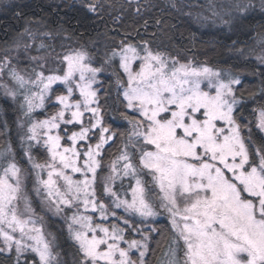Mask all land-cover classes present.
Instances as JSON below:
<instances>
[{
    "label": "snow or ice",
    "instance_id": "1",
    "mask_svg": "<svg viewBox=\"0 0 264 264\" xmlns=\"http://www.w3.org/2000/svg\"><path fill=\"white\" fill-rule=\"evenodd\" d=\"M85 6L93 13L103 7L94 0ZM133 6L139 15L140 5L127 0ZM195 6L226 25L255 8L253 0ZM260 7L264 12V0ZM50 36L25 28L0 51V94L18 108L27 164L5 140L0 257L9 264H68L33 207L31 178L41 206L64 222L71 264H264V82L245 99L238 77L181 62L127 32L118 43L110 38L96 67L95 43L53 55L43 39L37 43ZM259 43L264 64V35ZM106 68L118 108L106 97L101 102L98 76ZM0 135H11L7 120Z\"/></svg>",
    "mask_w": 264,
    "mask_h": 264
},
{
    "label": "trees",
    "instance_id": "2",
    "mask_svg": "<svg viewBox=\"0 0 264 264\" xmlns=\"http://www.w3.org/2000/svg\"><path fill=\"white\" fill-rule=\"evenodd\" d=\"M89 2L93 0L80 2L75 0H0V51L17 37L20 28L23 29L27 25L32 28L37 24L52 35H62L58 37H66L76 45L95 43L103 48L112 42L110 38H114L118 43L127 32L131 33L134 42L139 40L140 36L144 39L157 37L163 42L161 44H170V52L176 51L178 55L195 62L207 63L211 66L218 65L221 69L233 74L241 73L242 77L239 78L241 84L237 87L245 99L250 92L260 91L264 82V68L255 62L256 58H251L249 55V57L241 58L238 53L242 50L252 55L251 50H254L255 42L264 35V12L261 11L260 6L251 9L246 19H234L230 25L213 26L209 18L206 20L200 18L202 15L209 17L208 12L203 7L195 6L206 5L207 0H176V8L170 7L172 0H136L141 7L139 15L135 13V6L127 7V0H94L103 5L95 13L90 12L85 6ZM189 5L193 6L189 7ZM192 13L197 14L198 23L194 22ZM229 19L230 17L225 16V20ZM145 20L148 22L146 28ZM157 20H160L161 24L157 25ZM137 31L140 36L136 35ZM234 41L235 44H233ZM99 80L102 88L101 102L104 103L103 98L106 97L107 104L111 108H116L115 103H111L110 79L101 77ZM251 107L252 105H249L244 110L246 116ZM12 112H14L12 106L0 96V113L2 114L0 123L7 120L11 129L10 137L0 135V147L5 140L11 139L20 157L21 149L14 137L16 128ZM110 113L112 112L109 111L108 120H111ZM119 130L122 131L123 127ZM118 144L119 140H117ZM117 145H113L111 151H115ZM105 159L107 161L108 157L106 156ZM59 241L58 251L64 256L67 250L71 253L74 251L70 244L69 247L65 246L63 239L59 238ZM166 246V243L162 244L156 254L157 258L162 256ZM153 247H156L154 242ZM0 264H9V262L4 257H0ZM152 264H156L155 259L152 260Z\"/></svg>",
    "mask_w": 264,
    "mask_h": 264
},
{
    "label": "rangeland",
    "instance_id": "3",
    "mask_svg": "<svg viewBox=\"0 0 264 264\" xmlns=\"http://www.w3.org/2000/svg\"><path fill=\"white\" fill-rule=\"evenodd\" d=\"M76 2H80V1H88V0H75ZM176 1V0H175ZM218 3L220 2H224L226 3L227 0H217ZM253 3L255 4V6H260V0H253ZM207 13V12H206ZM197 14H194L192 13L191 14V17L193 18L194 22H197V20H199V18L196 17ZM207 15L209 16L208 18L211 20L210 24L213 25V26H216V25H219L221 26L223 23L221 22L220 19L216 18L215 19V22H213V18L211 17V14L208 12ZM204 16V15H202ZM224 19H225V16H224ZM25 28H30L32 31H39L40 33H50L48 31H46L45 28L35 24L33 25V27L31 28L29 25H27L26 27H24L23 29H19L18 33H21L25 30ZM58 36H62V35H58V34H55V35H52L51 33V36L50 37H39L38 40H37V43H39L40 39H43L45 41L46 44L50 45V48L47 50V51H51V49H54L55 52L53 53V55L55 53H62L64 52L67 48L69 47H78L80 46L81 44H78L76 45L74 42L72 41H69V39H67L66 37H58ZM17 38V37H16ZM15 38V39H16ZM13 39L6 47L10 46L12 44V42L15 40ZM151 40L152 42V46L154 49L158 48L159 50L161 51H164V52H167L169 51V46L170 44L168 43H164V44H161L163 43L162 41H159V39L156 38H153V39H149ZM260 40L257 39V41L255 42L254 44V47L253 48L254 50H251L253 53L251 55V53L249 54H246L245 52H243V55L239 53V55H241V58L243 57H249L251 56V58H256L255 62H257L258 64H260V66L262 68H264V64H261L258 59H257V56L261 55L262 54V50H261V46H260V43H259ZM86 44V43H85ZM92 44H86L88 45L90 48H92ZM96 47L95 48H92V51L93 52H96L97 49H98V56H97V59H96V63H95V66L96 67H100L101 66V60H102V57L104 55V52H105V48H103L101 45H97L95 44ZM6 47H3V49H5ZM172 48V47H171ZM2 49V50H3ZM166 49V50H164ZM252 49V48H251ZM168 53H171L173 55H177V52L176 51H173V52H168ZM237 53V54H238ZM31 55H37L38 53H36L35 50H33L31 53ZM41 55H45V53H40ZM249 55V56H248ZM178 58L181 60V62H184L186 60H188L187 58H185L184 56H181V55H178ZM196 64H203L201 62H196ZM211 66V65H209ZM50 67H55V64L54 63H51L50 64ZM213 67L214 69H218L222 72H226V73H230L233 77H238L241 79V73L237 72L234 74L231 73V72H227L226 70L224 69H221L220 67H218V65L216 66H211ZM101 77H104V78H109L112 83V85L114 84V77L112 76V69L111 68H106V70L104 72H102L101 74H99L98 76V79H100ZM110 84V82H109ZM111 91H112V97H111V103L113 102V104L115 103V107L118 108L120 107V103H119V99L117 98V94H116V89L114 87L111 88ZM240 93H238L239 95ZM2 100H4L5 102L9 103L10 106H12V115H13V122H14V126L16 128L15 130V140L17 141V144H19V149H20V143H19V135H18V129H17V126H16V119H17V116L19 115V112H18V108L16 105H14L11 101V99H6L2 96V94H0ZM111 114V117H112V113ZM0 115H2L0 113ZM2 117V116H1ZM118 123H121L120 121H118ZM15 146V145H14ZM17 149V148H16ZM22 152H21V155L20 157L17 155V159L21 161V164L23 167H27V164L26 162H24L22 159ZM32 186H33V180L31 178H29V180L27 181V190L29 192V196H30V199L32 200L33 202V207L35 208L36 212L38 215H41L44 217V224H45V227H46V230L48 232H51V233H54L56 236H58V244L60 243L59 241V238L63 239V243L65 244V246L69 247V244L71 245V241L68 240L67 238V231H66V227L64 225V222L62 219H60L59 217L55 216L53 214V212L51 211H47L46 209H44L41 204H40V199L36 196L35 192L32 191ZM160 219H163V218H160ZM167 247V246H166ZM58 250V249H57ZM166 250V248H165ZM164 250V251H165ZM61 253V257L65 260L68 261V264H71V251H66V256H64V254ZM163 255V254H162ZM66 257V258H64Z\"/></svg>",
    "mask_w": 264,
    "mask_h": 264
}]
</instances>
